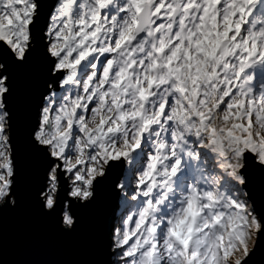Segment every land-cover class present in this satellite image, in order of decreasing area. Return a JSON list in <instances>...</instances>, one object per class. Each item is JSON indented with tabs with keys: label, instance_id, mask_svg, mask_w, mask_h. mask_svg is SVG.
<instances>
[{
	"label": "snow or ice",
	"instance_id": "snow-or-ice-1",
	"mask_svg": "<svg viewBox=\"0 0 264 264\" xmlns=\"http://www.w3.org/2000/svg\"><path fill=\"white\" fill-rule=\"evenodd\" d=\"M72 264H264V0H0L4 223Z\"/></svg>",
	"mask_w": 264,
	"mask_h": 264
},
{
	"label": "water",
	"instance_id": "water-1",
	"mask_svg": "<svg viewBox=\"0 0 264 264\" xmlns=\"http://www.w3.org/2000/svg\"><path fill=\"white\" fill-rule=\"evenodd\" d=\"M79 240L56 238L47 231H28L17 220L4 223V257L12 264H72L84 258Z\"/></svg>",
	"mask_w": 264,
	"mask_h": 264
}]
</instances>
